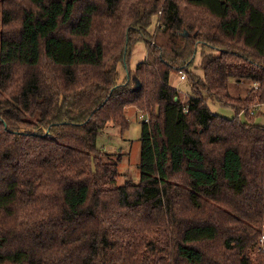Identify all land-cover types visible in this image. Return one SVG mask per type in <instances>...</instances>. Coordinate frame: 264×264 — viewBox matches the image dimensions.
Returning a JSON list of instances; mask_svg holds the SVG:
<instances>
[{
    "label": "trees",
    "instance_id": "trees-1",
    "mask_svg": "<svg viewBox=\"0 0 264 264\" xmlns=\"http://www.w3.org/2000/svg\"><path fill=\"white\" fill-rule=\"evenodd\" d=\"M127 108L147 118L119 185L97 137ZM260 116L264 0H0V264H264Z\"/></svg>",
    "mask_w": 264,
    "mask_h": 264
},
{
    "label": "rangeland",
    "instance_id": "rangeland-1",
    "mask_svg": "<svg viewBox=\"0 0 264 264\" xmlns=\"http://www.w3.org/2000/svg\"><path fill=\"white\" fill-rule=\"evenodd\" d=\"M156 19V16L152 18V23L148 28L149 33H153L156 26ZM139 47L140 48L138 50H134L132 56V59H135L136 61L133 63L130 61L129 63L130 71L134 69L135 65L139 61H141L140 56L143 57L146 54L145 44L141 43V45L139 44ZM126 75H128V72ZM129 75L131 74L129 73ZM181 75L184 74H177L175 72L171 73L169 77V84L179 92L181 100L185 101L186 97L191 93L189 85L190 83L186 78L181 80ZM123 79L124 73L121 71L120 80ZM252 87L253 84L249 81L241 82L234 79L230 80V94L233 97H245ZM207 105L212 112L218 115L227 118H232L234 116V111L232 109L220 106L215 101L209 100L207 102ZM258 109L263 110V107H257V110ZM126 116L129 122V127L126 131L121 133L117 126L108 124V127H106L97 137V147L102 151L103 160L116 162L117 158L120 157V162L118 163V172L120 175L118 178L119 185H123L126 182H130L133 184L139 183L140 171L138 165L140 159L141 122L146 120L147 118V116L142 115V112L140 110L134 108H127ZM240 118L245 121L243 116H240ZM255 121L258 124H264V117H257ZM261 239L262 238H260L259 240V246H257L256 248L262 247Z\"/></svg>",
    "mask_w": 264,
    "mask_h": 264
},
{
    "label": "crops",
    "instance_id": "crops-1",
    "mask_svg": "<svg viewBox=\"0 0 264 264\" xmlns=\"http://www.w3.org/2000/svg\"><path fill=\"white\" fill-rule=\"evenodd\" d=\"M139 44L141 45V43H138V44L136 45V48H135V49L138 50V49L140 48V47H139ZM137 46H138V47H137ZM143 57H144V56H143ZM143 57L140 56L141 60L143 59ZM135 61H136L135 59H132V60H131L132 63L135 62ZM136 63H137V62H136ZM136 63H135V64H136Z\"/></svg>",
    "mask_w": 264,
    "mask_h": 264
},
{
    "label": "built area",
    "instance_id": "built-area-1",
    "mask_svg": "<svg viewBox=\"0 0 264 264\" xmlns=\"http://www.w3.org/2000/svg\"><path fill=\"white\" fill-rule=\"evenodd\" d=\"M180 79L183 80L184 79V75H181ZM263 239H264V236H262V239H261L262 242H263Z\"/></svg>",
    "mask_w": 264,
    "mask_h": 264
},
{
    "label": "water",
    "instance_id": "water-1",
    "mask_svg": "<svg viewBox=\"0 0 264 264\" xmlns=\"http://www.w3.org/2000/svg\"><path fill=\"white\" fill-rule=\"evenodd\" d=\"M137 84L139 85V83L137 82ZM175 100H177V97H175Z\"/></svg>",
    "mask_w": 264,
    "mask_h": 264
}]
</instances>
